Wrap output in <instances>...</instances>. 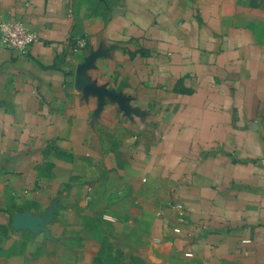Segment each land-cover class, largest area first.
I'll return each instance as SVG.
<instances>
[{
    "label": "crops",
    "instance_id": "0c3cea01",
    "mask_svg": "<svg viewBox=\"0 0 264 264\" xmlns=\"http://www.w3.org/2000/svg\"><path fill=\"white\" fill-rule=\"evenodd\" d=\"M0 18L38 33L0 45V264H264V0Z\"/></svg>",
    "mask_w": 264,
    "mask_h": 264
},
{
    "label": "built area",
    "instance_id": "2783aa9c",
    "mask_svg": "<svg viewBox=\"0 0 264 264\" xmlns=\"http://www.w3.org/2000/svg\"><path fill=\"white\" fill-rule=\"evenodd\" d=\"M38 33L29 28L21 20L0 18V45L16 53L25 54L29 46L37 41ZM86 40L83 37L71 41L70 54L79 52ZM181 208V206H179Z\"/></svg>",
    "mask_w": 264,
    "mask_h": 264
},
{
    "label": "rangeland",
    "instance_id": "374dc122",
    "mask_svg": "<svg viewBox=\"0 0 264 264\" xmlns=\"http://www.w3.org/2000/svg\"><path fill=\"white\" fill-rule=\"evenodd\" d=\"M115 254H116L115 257L112 256V253L110 251L108 256L104 259V264H126V262L124 261L122 257L121 252H118V253L116 252Z\"/></svg>",
    "mask_w": 264,
    "mask_h": 264
}]
</instances>
